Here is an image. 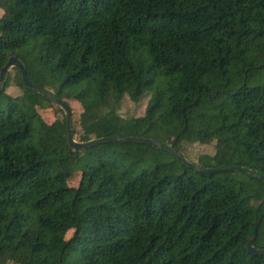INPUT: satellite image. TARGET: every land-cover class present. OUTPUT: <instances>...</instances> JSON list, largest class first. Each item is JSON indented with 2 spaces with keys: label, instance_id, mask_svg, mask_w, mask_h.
Masks as SVG:
<instances>
[{
  "label": "trees",
  "instance_id": "16d2710c",
  "mask_svg": "<svg viewBox=\"0 0 264 264\" xmlns=\"http://www.w3.org/2000/svg\"><path fill=\"white\" fill-rule=\"evenodd\" d=\"M0 264H264V0H0ZM15 87L20 94L13 95ZM147 99L141 116L122 101ZM64 114L49 124L41 111ZM72 107V106H71ZM210 147L197 158L189 150ZM81 175L77 186L68 180ZM67 229L74 233L64 238Z\"/></svg>",
  "mask_w": 264,
  "mask_h": 264
},
{
  "label": "water",
  "instance_id": "95a60500",
  "mask_svg": "<svg viewBox=\"0 0 264 264\" xmlns=\"http://www.w3.org/2000/svg\"><path fill=\"white\" fill-rule=\"evenodd\" d=\"M14 67L18 68L21 71L22 79H23L25 86H27L28 88H32L34 90H37L43 94H47V91L43 87L33 83L30 80L25 64L22 62L21 59L15 57V56H12L8 60L6 65L0 70V92H2L5 88L6 74L9 72V70H11ZM54 101L61 107V109L64 111V113L66 115L67 128H68V142H69L71 147H74L77 150L87 149V148L99 145L101 143L109 142V141H128V142H136V143L153 144V145H156V146L170 152L177 159L182 161L186 166H188L190 168H194V169L202 171V172L216 173V172L228 171V170H238V171H241L245 174H249V175H252L254 177L262 178L264 180V176L258 175L257 173L249 171L246 168L241 167V166H231V167H225V168H200L196 164H194L193 162L186 159L178 150H176L174 148L173 145L164 144V143H162L156 139H148V138H142V137H130V136H127V137L112 136V137H103V138H99V139H92V140L85 141V142L78 141L74 138V134H73V110H72L71 105L68 102L64 101L63 99L57 98V97L54 98ZM263 206H264V198L260 201L256 211L257 212L261 211ZM260 221H261V217L256 221L253 235L251 238H249L248 244H247L248 252L250 254H253V255L264 254V248L263 249H257L253 245V240L255 239V237L257 235V231H258Z\"/></svg>",
  "mask_w": 264,
  "mask_h": 264
},
{
  "label": "rangeland",
  "instance_id": "374dc122",
  "mask_svg": "<svg viewBox=\"0 0 264 264\" xmlns=\"http://www.w3.org/2000/svg\"><path fill=\"white\" fill-rule=\"evenodd\" d=\"M3 15V10L0 9V18ZM9 91L13 94V95H17L20 94V90L15 88V87H11L9 89ZM147 103V99H142V101H140L138 104L133 103L128 97H125L124 100L122 101V105H121V109H120V113L122 114V116L124 117H129V116H141L144 111H145V106ZM70 105L72 106V110H73V129L79 130L80 126H79V117L80 114L82 112V106L78 101H70ZM41 116L42 118L48 122L49 124L55 122L57 119H63L64 114L62 112H60L57 107H52L49 108L47 110H42L41 111ZM138 137V136H135ZM142 138H147V137H142ZM76 139V138H75ZM78 140V139H76ZM85 150V149H83ZM212 149L208 146L205 145H195V147H193L192 149L189 150V154L192 158H197L198 154L200 153H205V152H210ZM80 177L81 175L79 173L74 174L72 176V178H70L68 180L69 185L71 186H77L80 182ZM74 233L73 229H67L65 231L64 238L65 239H69Z\"/></svg>",
  "mask_w": 264,
  "mask_h": 264
}]
</instances>
